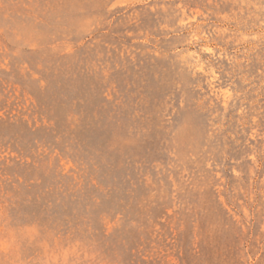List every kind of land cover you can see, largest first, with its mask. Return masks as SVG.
<instances>
[{"label": "rangeland", "instance_id": "1", "mask_svg": "<svg viewBox=\"0 0 264 264\" xmlns=\"http://www.w3.org/2000/svg\"><path fill=\"white\" fill-rule=\"evenodd\" d=\"M0 264H264V0H0Z\"/></svg>", "mask_w": 264, "mask_h": 264}]
</instances>
